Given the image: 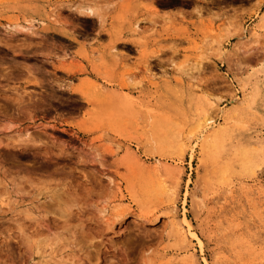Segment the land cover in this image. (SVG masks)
I'll return each instance as SVG.
<instances>
[{
    "label": "rangeland",
    "instance_id": "1",
    "mask_svg": "<svg viewBox=\"0 0 264 264\" xmlns=\"http://www.w3.org/2000/svg\"><path fill=\"white\" fill-rule=\"evenodd\" d=\"M0 264H264V0H0Z\"/></svg>",
    "mask_w": 264,
    "mask_h": 264
},
{
    "label": "bare ground",
    "instance_id": "2",
    "mask_svg": "<svg viewBox=\"0 0 264 264\" xmlns=\"http://www.w3.org/2000/svg\"><path fill=\"white\" fill-rule=\"evenodd\" d=\"M83 12H84V14H86V16L87 15H91L92 14V8H89V7H86L85 9H83L82 10ZM92 16V15H91ZM90 16V17H91ZM212 123H213V121H212V119L211 118H204L203 119V124H205V126H204V129H207V128H209V126H211L212 125ZM210 139V138H209ZM208 140V139H207ZM208 141H211V139L210 140H208ZM205 142H207V141H205ZM213 142V141H212ZM209 142H207V143H205V144H208ZM213 144V143H212ZM211 145V144H210ZM208 147V146H207ZM205 148V147H204ZM209 149V148H208ZM217 150V149H216ZM57 202V201H56ZM58 204V203H57ZM52 207V206H51ZM55 211V210H54ZM183 222H185L186 223V225H187V228H188V230L190 229V225H189V223L186 221V219L184 218V221ZM192 236H194V235H192ZM199 242L200 244H201V242H200V240H199V238L198 237H196V242ZM205 261V260H204ZM206 262V261H205Z\"/></svg>",
    "mask_w": 264,
    "mask_h": 264
}]
</instances>
